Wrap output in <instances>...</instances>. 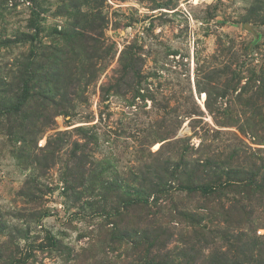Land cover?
Here are the masks:
<instances>
[{"label":"rangeland","instance_id":"rangeland-1","mask_svg":"<svg viewBox=\"0 0 264 264\" xmlns=\"http://www.w3.org/2000/svg\"><path fill=\"white\" fill-rule=\"evenodd\" d=\"M218 182L238 186L177 188ZM249 248L264 249V0H0V264Z\"/></svg>","mask_w":264,"mask_h":264},{"label":"trees","instance_id":"trees-1","mask_svg":"<svg viewBox=\"0 0 264 264\" xmlns=\"http://www.w3.org/2000/svg\"><path fill=\"white\" fill-rule=\"evenodd\" d=\"M24 102H25V96L24 97L22 96L18 102V106L21 107ZM238 184H239V181H238ZM238 184L234 182H229V183L218 182L215 184H207V183L205 184H199V183L179 184L177 188L179 190H184L189 194H201L202 196H206V195L214 193L215 191H217L218 188L225 189L226 186L228 185L238 186ZM248 186L253 187L255 190L262 191V185L256 182L255 180H249ZM243 253L244 254L241 258L240 256L236 257L234 264H264V249L261 250L260 248H254V249L249 248L248 253L247 252H243Z\"/></svg>","mask_w":264,"mask_h":264}]
</instances>
